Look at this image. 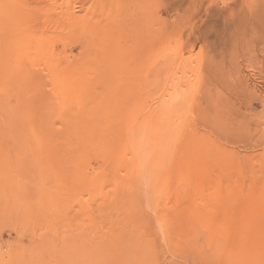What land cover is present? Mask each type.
I'll return each instance as SVG.
<instances>
[{"label": "rangeland", "instance_id": "rangeland-1", "mask_svg": "<svg viewBox=\"0 0 264 264\" xmlns=\"http://www.w3.org/2000/svg\"><path fill=\"white\" fill-rule=\"evenodd\" d=\"M44 1L0 13V264H264V103L227 85L264 0Z\"/></svg>", "mask_w": 264, "mask_h": 264}, {"label": "bare ground", "instance_id": "bare-ground-1", "mask_svg": "<svg viewBox=\"0 0 264 264\" xmlns=\"http://www.w3.org/2000/svg\"><path fill=\"white\" fill-rule=\"evenodd\" d=\"M12 1H13V0H12ZM40 1H41V0H40ZM43 1H44V0H43ZM20 2H21V1H20ZM44 2H45V1H44ZM9 3H11L10 0H0V13L3 12L4 15H7V13L10 12V11L8 10ZM35 3H36V0H35ZM25 4H26V3H25ZM37 4H39V2H38ZM27 5H29V4H26V6H27ZM30 5H31V4H30ZM34 5H36V4H34ZM43 5H44V3H43ZM11 6H12V4H11ZM18 6H21V7H22V5H20V4L17 5V7H18ZM28 7H29V6H28ZM28 7H25V9H27L28 11L32 10L31 8H33V7H31V8L29 9ZM34 7L36 8V6H34ZM37 7H40V8H41V5H39V6H37ZM35 8H34V9H35ZM9 9H10V7H9ZM21 9H22V8H21ZM21 9L17 8V11L20 12ZM23 9H24V8H23ZM257 9H258V11H260V12H264V3H263V5H262V3H261L260 6L257 7ZM11 10H12V9H11ZM37 10H39V8H38ZM23 11H25V10H22V11H21L22 14H24L25 12H27V11H25V12L23 13ZM32 11H34V10H32ZM41 11H42V10H41ZM254 11H255V10H254ZM256 12H257V11H256ZM25 14H26V13H25ZM103 14H104V13H103ZM115 14H116V13H115ZM251 14H252V13H251ZM253 14L259 15V12H258V14H257V13H253ZM8 15H9V14H8ZM0 16H1V15H0ZM10 16H13V17H14L15 15H9V17H10ZM262 16L264 17V13H262ZM3 17H4V16H3ZM250 17H252V16H250ZM255 17H259V16H255ZM0 18H1V17H0ZM10 18H11V17H10ZM244 18H245V17H244ZM246 18H247V17H246ZM1 19H2V18H1ZM240 19H241V18H240ZM2 20H5V21H6V19H4V18H3ZM2 20H0V22H1ZM245 20H246L247 22H249V21H248V20H249L248 18L245 19ZM242 21H243V20H242ZM242 21H241V22H242ZM6 22H7V21H6ZM6 22H5V23H6ZM7 23H8V22H7ZM9 23H11V22H9ZM244 24H245V23H244ZM244 24H242V26H244ZM247 24H248V23H247ZM249 24H250V22H249ZM249 24H248V25H249ZM257 24H259V25L256 27V29H258V31H260V32H261V30H263V33H264V29H262V27H263L264 24L261 25V26H262L261 29H260V27H259V26H260V23L258 22ZM8 25H9V24H8ZM242 26H241V27H242ZM255 26H256V25H255ZM229 28H230V26H229ZM239 28H240V27H239ZM263 28H264V27H263ZM8 29H9V28H8ZM247 29H248V26H247L246 30H247ZM249 29H250V26H249ZM249 29H248L246 32H248ZM9 30H10V29H9ZM233 30H234V29H233ZM243 30H244V29H243ZM235 31H236V30H235ZM252 31L254 32V30H252ZM231 32H232V31H231ZM239 32H240V30H239ZM246 32H245V33H246ZM249 32H250V31H249ZM253 32H252V33L250 32L249 35L253 34ZM260 32H259V33H260ZM241 33H243L242 30H241V32H240L238 35H240ZM245 33H243L242 36H244ZM254 33H255V32H254ZM256 34H257V33H255V35H256ZM245 35H246V36H244V37L247 38V35H248V34L246 33ZM256 36H257V35H256ZM256 36H255V38L257 39ZM244 37H243V38H244ZM248 37H249V36H248ZM260 37L263 38V36H260ZM234 38H235V35H234ZM243 38H242V39H243ZM262 38H260V39L262 40ZM252 39H253V37H252ZM247 40H250L248 43L251 42V39H248V38H247ZM261 40H260V43H263V42H261ZM263 40H264V39H263ZM236 41H237V40H236ZM236 41H235V42H236ZM254 41H257V45L259 44V40H254ZM245 42H246V43H245ZM245 42H244V43H245L246 45H248L246 40H245ZM252 42H253V41H252ZM252 42H251V43H252ZM237 43H238V42H237ZM255 43H256V42H253V44H255ZM222 44H223V42H222ZM231 45H232V44H231ZM235 45H236V44H235ZM246 45H245V46H246ZM249 45H250V44H249ZM262 45H263V44H262ZM251 46H252V44H251ZM234 47H235V46H234ZM252 47H254V45H253ZM252 47H251V48H252ZM257 47H258V46H255V50H256ZM262 47H263V46H262ZM222 48H223V47H222ZM248 48H249V47H248ZM251 48H249V49H251ZM263 49H264V48H263ZM252 50H253V54L256 53V52L254 51V48H253ZM258 50H259V52H260L261 47H260V49L258 48ZM240 51H241V49H240ZM231 52H232V51H231ZM231 52H230V54H231ZM238 52H239V51H238ZM243 52H244V51H243ZM250 52H252V51H250ZM259 52H258V53H259ZM262 53H264V51H262ZM251 55H252V54H251ZM246 56H247V53H246ZM259 56H260V55H259ZM260 57H261V56H260ZM263 57H264V56H263V54H262V60H263ZM243 59H244V58H243ZM252 59H253V56H252ZM252 59H250V61H252ZM262 60H261V61H262ZM247 62H248V61H247ZM263 62H264V61H263ZM263 62H261V63H263ZM248 63H249V62H248ZM252 63H253V62H252ZM261 63H260V64H261ZM263 64H264V63H263ZM248 65H249V64H248ZM249 66H250V65H249ZM249 66H248V67H249ZM261 66H262V65H261ZM262 67H263V66H262ZM250 68H251V67H250ZM231 69H232V68H231ZM245 69H246V68H245ZM253 70H254V69H253ZM230 72H231V71H230ZM249 72H250V70H249ZM261 72H262V70L260 71V74H261ZM251 73H252V72H251ZM263 74H264V73H263ZM255 75L257 76V74H255ZM228 76H229V74H228ZM251 76H252V75H251ZM251 76H248V74H247L245 71H242V70H238L237 72H235V76L232 75V74H230V77H229V79H228V84H227L228 87H229V90H231V91L234 90V92H236L235 90H239V92H241V93H243V92H245V93H246V92H250V93H251L252 90L254 91V90L258 89V87H259V89H258L259 92L257 91V93H259V95H260V96H259V97H260L259 100L261 101V103H264V76H261L260 80L262 81V84H260L259 86H258V84H257L256 82H255V83H252L253 81H250L251 79H249L248 77H251ZM256 76H254V77H256ZM252 77H253V76H252ZM254 77H253V78H254ZM257 80L260 81L259 79H257ZM9 83H10V82H9ZM26 89H27V88H26ZM26 89H25V90H26ZM227 89H228V88H227ZM242 91H243V92H242ZM26 92H27V91H26ZM239 92H238V93H239ZM29 93H30V92H29ZM232 94H233V92H232L229 96H231ZM236 94H237V93H236ZM255 94H256V93H255ZM225 95H226V94H225ZM242 95H243V94H242ZM28 96H29V95H28ZM243 96H244V95H243ZM249 96H250V95H248V97H249ZM252 96H253V95H252ZM252 96H251V97H252ZM225 97H226V96H225ZM234 97H235V96H234ZM234 97L229 98V99H233V100H234ZM248 99H249V98H248ZM253 99H254V98H253ZM227 100H228V99H227ZM227 100H226V101H227ZM239 100H240V99H239ZM249 100H250V99H249ZM259 100H258V101H259ZM228 101H229V100H228ZM256 101H257V99H256ZM258 101H257V102H258ZM167 103H168V102H167ZM171 103H172V102H171ZM226 103H227V102H226ZM249 103H250V101H249ZM259 103H260V102H259ZM259 103H258V104H259ZM250 104H251V103H250ZM253 104H254V103H253ZM256 105H257V104H256ZM233 106H234V105H233ZM261 106H262V105H260V107H261ZM245 107H246V106H245ZM234 108H235V107H234ZM234 108L232 109V113H231V114H233V110H234ZM249 108H250V107H249ZM262 108L264 109V107H262ZM238 109H239V108H238ZM229 111H230V110H229ZM263 111H264V110H263ZM230 112H231V111H230ZM236 112H237V111H236ZM250 112H251V111H250ZM257 113H259V112L257 111ZM257 113H256V114H257ZM262 113H263V112H262ZM236 114H237V113H236ZM254 114H255V113L253 112V115H254ZM228 115H229V113H228ZM257 115H258V114H257ZM231 116H233V118L235 117L234 115H231ZM246 116H247V115H246ZM251 116H252V114H251ZM251 116H248L249 119H248V117H247V119L250 120V117H251ZM254 116H256V115H254ZM252 117H253V116H252ZM240 118H241V117H240ZM256 118H257V116H256ZM260 118H261V117H260ZM238 119H239V118H238ZM262 119L264 120V117L261 118L260 120H262ZM233 120H234V119H233ZM239 120H240V119H239ZM239 120H238V121H239ZM251 120H254V118L251 119ZM229 121H230V120H229ZM234 121H235V120H234ZM234 121H233V122H234ZM255 121H256V120H255ZM257 121H259V120H257ZM257 121H256V122H257ZM230 122H231V123H230ZM230 122H228V123L232 124V121H230ZM242 122H243V120H242ZM242 122H239V123H242ZM252 122H254V121H252ZM252 122H251V123H252ZM239 123H237V124H239ZM259 123H261V121H260ZM225 124H226V123H225ZM234 124H235V123H234ZM242 124L245 125L246 122H245V123L243 122ZM249 124H250V123H249ZM254 124H255V126H256V123H254ZM254 124H253V125H254ZM257 124H258V123H257ZM227 125H228V124H227ZM232 125H233V124H232ZM228 126H229V125H228ZM234 126H235V125H234ZM239 126H240V125H239ZM241 126H243V125H241ZM249 126H251V125H249ZM249 126H248V127H249ZM255 126H254V128L257 127V126L255 127ZM236 127H238V125H236L233 129L236 130ZM243 127H244V126H243ZM251 127H252V126H251ZM251 127H249L250 130H249V129H246L247 132H246V133L244 132V133H245V134H248V130H249V132H252L251 130H253V129H251ZM239 128H240V127H239ZM244 128H245V127H244ZM226 129H227V128H225V130H226ZM231 129H232V128H231V126H230L229 132H231ZM233 129H232V131H233ZM241 129H243V128H241ZM260 129H261V128H260ZM263 129H264V127H263ZM263 129H262V130H263ZM235 130H234V132H236ZM242 131H244V129H243ZM239 132H240V130H239ZM254 132H255V131H254ZM252 134H254V133L252 132ZM227 135H229V134H227ZM235 135H236V134H235ZM260 135H261V136H260ZM260 135H255V137L257 136L256 138H259V136H260V137L262 138V135L264 136V130H263L262 132L260 131ZM230 136H232V132H231V135H230ZM230 136H229V137H230ZM249 138H250V137H249ZM259 139H260V138H259ZM262 139H263V138H262ZM251 140H253V139H251ZM251 140L249 139V143H250ZM262 141H263V140H262ZM255 143H256V145H258V142L253 140V145H254ZM259 143H260V142H259ZM263 143H264V142H263ZM246 145L248 146L249 144L246 143ZM250 145L252 146L250 149H254V148H253V145H252V142L250 143ZM250 145H249L248 147H250ZM256 145L254 146L255 148H256ZM260 145H261V144H260ZM258 146H259V145H258ZM263 147H264V146H263ZM258 148H259V147H258ZM248 149H249V148H248ZM202 226H203V225H202V223H201V227H202ZM206 230H207V229H205V231H206ZM198 231H199V230H198ZM206 232H208V230H207ZM200 233H201V232H200ZM200 233H199V235H200ZM204 233H205V232H204ZM207 234H208V233H207ZM202 235H203V236H202ZM200 236H202V238H203V237L205 236V234H203V232H202ZM204 239H205V238H204ZM205 240H206V239H205ZM207 240H208V238H207ZM247 262H248V261H247ZM247 262H246V263H247ZM248 263H249V262H248ZM250 263H253V262H250ZM253 264H254V263H253Z\"/></svg>", "mask_w": 264, "mask_h": 264}]
</instances>
